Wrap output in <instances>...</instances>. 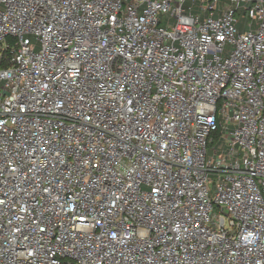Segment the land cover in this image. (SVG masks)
<instances>
[{
  "label": "built area",
  "instance_id": "1",
  "mask_svg": "<svg viewBox=\"0 0 264 264\" xmlns=\"http://www.w3.org/2000/svg\"><path fill=\"white\" fill-rule=\"evenodd\" d=\"M0 264H264V0H0Z\"/></svg>",
  "mask_w": 264,
  "mask_h": 264
},
{
  "label": "rangeland",
  "instance_id": "2",
  "mask_svg": "<svg viewBox=\"0 0 264 264\" xmlns=\"http://www.w3.org/2000/svg\"><path fill=\"white\" fill-rule=\"evenodd\" d=\"M236 16V19L238 20V24H237V27L239 30H242L243 27H245L247 25V23L249 21H251L247 14H243L240 10H238L235 14ZM209 188L211 189V191H213V184L212 183H209Z\"/></svg>",
  "mask_w": 264,
  "mask_h": 264
}]
</instances>
